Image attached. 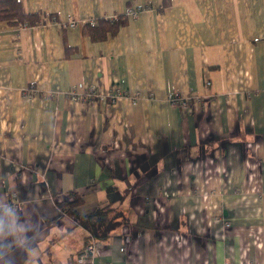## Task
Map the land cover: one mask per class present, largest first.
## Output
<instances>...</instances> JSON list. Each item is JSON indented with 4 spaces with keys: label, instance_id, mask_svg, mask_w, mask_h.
Wrapping results in <instances>:
<instances>
[{
    "label": "crops",
    "instance_id": "obj_1",
    "mask_svg": "<svg viewBox=\"0 0 264 264\" xmlns=\"http://www.w3.org/2000/svg\"><path fill=\"white\" fill-rule=\"evenodd\" d=\"M19 2L41 19L0 20V264L91 240L90 264H264V0ZM106 203L127 221L94 237Z\"/></svg>",
    "mask_w": 264,
    "mask_h": 264
},
{
    "label": "trees",
    "instance_id": "obj_2",
    "mask_svg": "<svg viewBox=\"0 0 264 264\" xmlns=\"http://www.w3.org/2000/svg\"><path fill=\"white\" fill-rule=\"evenodd\" d=\"M40 19L41 18L38 14L23 13L21 11L19 0H0V20H14L22 23L26 22L27 24H33L40 21ZM101 23L105 24L104 30L114 31L113 22L111 24L107 23V21H103ZM77 201L78 199L75 198L73 203H76ZM65 206L66 205L64 204L61 207ZM112 206L113 205L111 203H106L102 207L97 208L92 215L78 219L77 224L86 228L90 235L94 237L106 238L107 236H109L112 229L127 221L122 212ZM111 211H113V213L107 217V213ZM105 217H107L108 219L106 221V224L104 225ZM93 219L95 221H92ZM96 222H98L99 224H96Z\"/></svg>",
    "mask_w": 264,
    "mask_h": 264
},
{
    "label": "built area",
    "instance_id": "obj_3",
    "mask_svg": "<svg viewBox=\"0 0 264 264\" xmlns=\"http://www.w3.org/2000/svg\"><path fill=\"white\" fill-rule=\"evenodd\" d=\"M130 13L133 16H136V11L135 10H131ZM73 25V22L72 24ZM68 95L71 99H80V96L77 95L73 90L68 92ZM97 97H99L96 92L90 88L89 90H87L83 95H82V99H88V101L96 99ZM168 102L172 105V106H179L180 108H187L188 107V103L184 98H181L180 94L177 92H171L168 94ZM121 250H125V247H122ZM95 252V244L94 241L91 240L89 241L85 247L81 250V252L78 255V262L79 264H90L91 259L93 258Z\"/></svg>",
    "mask_w": 264,
    "mask_h": 264
}]
</instances>
